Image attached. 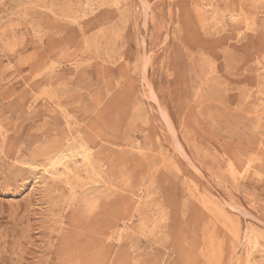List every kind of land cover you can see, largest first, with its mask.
I'll list each match as a JSON object with an SVG mask.
<instances>
[{
  "label": "rangeland",
  "instance_id": "1",
  "mask_svg": "<svg viewBox=\"0 0 264 264\" xmlns=\"http://www.w3.org/2000/svg\"><path fill=\"white\" fill-rule=\"evenodd\" d=\"M0 136V264H264V0H0Z\"/></svg>",
  "mask_w": 264,
  "mask_h": 264
},
{
  "label": "bare ground",
  "instance_id": "2",
  "mask_svg": "<svg viewBox=\"0 0 264 264\" xmlns=\"http://www.w3.org/2000/svg\"><path fill=\"white\" fill-rule=\"evenodd\" d=\"M85 2H86V0H85ZM13 4H14V2H13ZM85 4H87V3H85ZM16 5L17 4H15V6ZM39 7H41V6H39ZM84 48H86V47H84ZM26 88H27V86H26ZM261 106H263V104ZM261 113H263V112H261ZM254 115H256V114H254ZM78 145H79V148H80V150H78V151L77 150H74L75 148L73 149L69 145H63L61 147L54 146L53 148L48 149L45 152V161L48 160V163L47 164H45V165H43V164L33 165L32 164V165H30V169L33 170V171H36V172H41L44 175L47 174L48 175V178H51L52 180L59 179V178H64V177H65L64 179H69L72 176L75 177V175L79 171V166H78V162H79V163H81V166L84 167V171L89 172L91 175H99V174H101L103 172L102 167L104 165H96V163H94L93 158H92V154L90 153L91 149L89 147H87L83 142H80ZM73 150H74V153L79 156L78 157L79 158V161H74V160L71 159V157L74 156V153L72 152ZM94 184H96V183H94ZM249 239H250V237H249ZM255 241H253V244H254ZM248 243H249V241H248ZM256 244H254V245H256ZM251 247H252V245H251Z\"/></svg>",
  "mask_w": 264,
  "mask_h": 264
}]
</instances>
